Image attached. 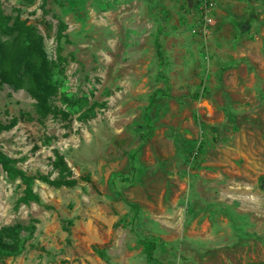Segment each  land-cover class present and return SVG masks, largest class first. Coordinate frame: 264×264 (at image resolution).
<instances>
[{"label":"rangeland","instance_id":"374dc122","mask_svg":"<svg viewBox=\"0 0 264 264\" xmlns=\"http://www.w3.org/2000/svg\"><path fill=\"white\" fill-rule=\"evenodd\" d=\"M0 4V151L77 179L16 204L0 169V227L26 245L0 264H264V0H215L205 33L200 0Z\"/></svg>","mask_w":264,"mask_h":264},{"label":"trees","instance_id":"16d2710c","mask_svg":"<svg viewBox=\"0 0 264 264\" xmlns=\"http://www.w3.org/2000/svg\"><path fill=\"white\" fill-rule=\"evenodd\" d=\"M27 2H32V0H25ZM10 17L6 15L0 4V29L3 32L10 33L11 28L8 25ZM14 26L16 30H21V33L27 32V28L24 27L23 22L18 21L17 19L14 21ZM20 28V29H19ZM156 47L159 54H162L160 50V43L156 41ZM31 53V51H29ZM8 53L6 51V47L4 43H0V63L6 62L4 59L7 57ZM11 60L13 62H24L26 61L27 54L26 52H22L20 54L15 53V49L13 53L11 52ZM9 64V63H8ZM47 69L45 66H38V70H31L30 75L33 76L35 82L38 85H48L45 80V76ZM6 70L0 72V77L4 82H7L6 79ZM39 77V78H38ZM36 79H40L36 81ZM35 84V83H34ZM36 84L33 88H31V94L37 99V112L39 114L44 115L46 112V105L44 103V98L40 95L38 88L34 89ZM48 88V86H47ZM16 122V119H12V121L8 124L0 123V131L3 129H7L12 126ZM55 169L57 170V176L54 178H50L48 175L44 174H27L23 169L16 166V161L14 158L4 154L0 151V169L5 173L7 179L13 181L18 179L20 183L23 185L22 193L17 199L16 204H25L28 205L32 202L40 204L41 199L37 192H35L33 186L36 181H40L46 183L50 186L54 187H73L77 185V179L72 176L71 170L69 167L61 160L58 159L55 162ZM83 179L85 181L89 180L88 176H84ZM133 210H138V205L136 203H129ZM134 217V216H133ZM25 229V227L21 223H13L9 225H3L0 227V263L4 262V258L8 256H15L20 254L25 248V242L21 238L20 234ZM139 243H141L144 247L145 253L147 258H152V251L155 248V243L151 240L146 239H138ZM100 256H103L104 253L102 251H98Z\"/></svg>","mask_w":264,"mask_h":264},{"label":"built area","instance_id":"2783aa9c","mask_svg":"<svg viewBox=\"0 0 264 264\" xmlns=\"http://www.w3.org/2000/svg\"><path fill=\"white\" fill-rule=\"evenodd\" d=\"M201 3V10H202V24L200 27V30L205 33L207 26L211 22V16H210V11L215 5V0H200Z\"/></svg>","mask_w":264,"mask_h":264}]
</instances>
